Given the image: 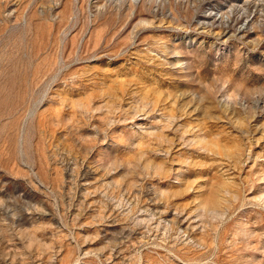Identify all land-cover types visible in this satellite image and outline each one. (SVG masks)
I'll return each instance as SVG.
<instances>
[{"label":"rangeland","instance_id":"374dc122","mask_svg":"<svg viewBox=\"0 0 264 264\" xmlns=\"http://www.w3.org/2000/svg\"><path fill=\"white\" fill-rule=\"evenodd\" d=\"M0 264H264V0H0Z\"/></svg>","mask_w":264,"mask_h":264},{"label":"bare ground","instance_id":"6f19581e","mask_svg":"<svg viewBox=\"0 0 264 264\" xmlns=\"http://www.w3.org/2000/svg\"><path fill=\"white\" fill-rule=\"evenodd\" d=\"M211 8V7H210ZM207 21V20H206ZM207 23V22H206ZM199 31H200V29H199ZM224 34V33H223Z\"/></svg>","mask_w":264,"mask_h":264}]
</instances>
